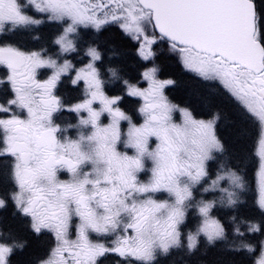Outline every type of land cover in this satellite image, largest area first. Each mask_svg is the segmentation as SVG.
Instances as JSON below:
<instances>
[{
  "label": "snow or ice",
  "instance_id": "6c2138e0",
  "mask_svg": "<svg viewBox=\"0 0 264 264\" xmlns=\"http://www.w3.org/2000/svg\"><path fill=\"white\" fill-rule=\"evenodd\" d=\"M29 249L264 264V0H0V264Z\"/></svg>",
  "mask_w": 264,
  "mask_h": 264
},
{
  "label": "flooded vegetation",
  "instance_id": "af4514ba",
  "mask_svg": "<svg viewBox=\"0 0 264 264\" xmlns=\"http://www.w3.org/2000/svg\"><path fill=\"white\" fill-rule=\"evenodd\" d=\"M38 28H40V32L36 31ZM51 31H52V26L46 24L43 25H39V26H30L25 32L26 34L22 35V36H18L15 35V33L9 34V36L7 37V39L13 40L15 42L20 43L22 46L25 47H40V46H44L45 44L48 43L49 39H50V35H51ZM33 37H37V39H33ZM118 51V50H116ZM121 58L117 55H111L109 56V54L106 52L105 53V58H104V64L108 65V66H112V67H117L118 71H119V63H120ZM189 83V81H187ZM184 88H185V93H187V91L189 90L185 84H183ZM192 86H195L192 84ZM196 87V86H195ZM175 88H173L172 90H174ZM59 91L63 92L66 91V88L64 89L63 86H61V88L59 89ZM172 92V91H171ZM178 94L179 96H174L177 99H185V96H182L179 94L178 90L174 91V95ZM188 94V93H187ZM73 119L72 114L70 113H63L60 116V121L63 123H67V122H71ZM23 256H27L29 257L30 251L26 250L24 252H22L20 255ZM18 255L16 257V259L20 256ZM190 258L185 256L183 253L177 252L174 253L172 256L166 257L164 259V264H184L185 260H189ZM199 259L202 261H206V258L204 257V255H200Z\"/></svg>",
  "mask_w": 264,
  "mask_h": 264
},
{
  "label": "trees",
  "instance_id": "16d2710c",
  "mask_svg": "<svg viewBox=\"0 0 264 264\" xmlns=\"http://www.w3.org/2000/svg\"><path fill=\"white\" fill-rule=\"evenodd\" d=\"M118 50V49H117ZM165 63H170V62H167V61H165ZM168 71H171V69L169 68V69H167ZM179 79H178V81H179V84H181V85H183V84H185L186 86H188L187 88L190 90L191 89V87H195V86H192V84H190V83H188L184 78H182V77H178ZM185 97H187L188 96V94L187 93H185V95H184ZM242 225V224H241ZM247 228V227H246ZM246 230V229H245ZM29 251H31V249H29ZM28 259V255L27 256H23V254L22 255H20L16 260L19 262V264H24V261H26Z\"/></svg>",
  "mask_w": 264,
  "mask_h": 264
},
{
  "label": "rangeland",
  "instance_id": "374dc122",
  "mask_svg": "<svg viewBox=\"0 0 264 264\" xmlns=\"http://www.w3.org/2000/svg\"><path fill=\"white\" fill-rule=\"evenodd\" d=\"M189 92L190 90L187 91L188 94ZM237 213L240 214L239 211H237ZM236 220H237V216H236L235 221L231 222V225L236 226L239 223V221H236ZM204 257L206 258V261H208L211 258L210 255H204Z\"/></svg>",
  "mask_w": 264,
  "mask_h": 264
}]
</instances>
